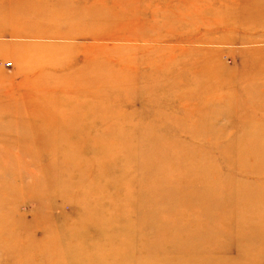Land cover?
Segmentation results:
<instances>
[{
    "label": "rangeland",
    "instance_id": "obj_1",
    "mask_svg": "<svg viewBox=\"0 0 264 264\" xmlns=\"http://www.w3.org/2000/svg\"><path fill=\"white\" fill-rule=\"evenodd\" d=\"M0 264H264V0H0Z\"/></svg>",
    "mask_w": 264,
    "mask_h": 264
},
{
    "label": "bare ground",
    "instance_id": "obj_2",
    "mask_svg": "<svg viewBox=\"0 0 264 264\" xmlns=\"http://www.w3.org/2000/svg\"><path fill=\"white\" fill-rule=\"evenodd\" d=\"M98 6V5H97ZM56 7H57V5H56ZM56 7H55V9H56ZM61 7V6H60ZM59 7V8H60ZM32 8V7H31ZM37 8V7H36ZM35 8V11H37V9ZM65 8H67V7H65ZM30 9V8H29ZM33 9V8H32ZM32 9H30V10H32ZM45 9V8H44ZM69 10L71 9L70 7L68 8ZM87 9V8H86ZM39 10V9H38ZM29 11V10H28ZM40 11V10H39ZM68 11V10H67ZM75 11V10H74ZM27 12V11H26ZM33 12V11H32ZM71 12H72V10H71ZM87 12H88V10H87ZM30 13V12H29ZM69 13V12H68ZM68 13L66 14V15H68ZM74 13V12H73ZM17 14V13H16ZM27 14V13H26ZM26 14H25V16H26ZM94 14V13H93ZM11 15H13L12 17H14L15 15H14V13H12ZM70 15V14H69ZM19 16V15H18ZM17 16V17H18ZM65 16V15H64ZM64 16H62V17H64ZM71 16H72V14H71ZM9 17L10 18H12L10 15H9ZM29 17V16H28ZM54 17V16H53ZM60 17V16H59ZM70 17V16H69ZM69 17L68 18H64V19H69ZM75 17V16H74ZM73 17V18H74ZM15 18H16V16H15ZM50 18H52L51 16H50ZM50 18H48V19H50ZM9 19V18H8ZM56 19H58V18H56ZM61 19V18H60ZM12 20V19H11ZM14 20H16V19H14ZM14 20H12V22H14ZM29 20V19H28ZM52 20V19H51ZM54 20V19H53ZM59 20V19H58ZM75 20H76V18H75ZM66 22H70V21H67V20H65ZM7 22H9V20L7 21ZM73 22V21H72ZM97 22V21H96ZM96 22H94V23H96ZM74 23V22H73ZM88 23V22H87ZM107 23V22H106ZM108 23H110V22H108ZM120 23V22H119ZM133 23V22H132ZM123 24V23H122ZM81 25V24H80ZM100 25H102V26H104L103 24H100ZM74 26V25H73ZM123 26H124V24H123ZM120 27H121V25H120ZM101 28V27H100ZM122 28V27H121ZM117 29V28H116ZM31 30V29H30ZM120 30V29H119ZM7 31V30H6ZM12 31H14V30H12ZM26 30H23L22 29V31L21 32H25ZM46 32H47V30H46ZM105 32H107V31H105ZM113 32H115L114 30H113ZM3 33H5V31H3ZM68 33V32H67ZM73 33V32H72ZM101 33H102V31H101ZM123 33V32H122ZM125 33V32H124ZM8 36H9V38H11L13 35V33L10 31V32H7L6 33ZM17 34V33H16ZM92 34H93V32H92ZM104 34V33H103ZM102 34V35H103ZM106 34V33H105ZM109 34V33H108ZM114 34V33H113ZM119 34V33H118ZM27 35V34H26ZM94 35V34H93ZM99 35V34H98ZM112 35V34H111ZM94 36H97L96 34L94 35ZM93 36V37H94ZM133 36H135V34H133V35H128V37L129 38H126V36H125V39L126 40H128V41H130L131 40V38L133 37ZM121 37H123V36H121ZM92 38V37H91ZM109 38V37H108ZM115 38V37H114ZM117 38V37H116ZM134 38V37H133ZM95 39V38H94ZM136 40H138V41H136ZM102 41H105V40H102ZM148 41H150V40H147V39H145V38H143V37H141V35L138 37V38H134L133 40H131L130 42H138V43H147ZM155 42H158L159 41V39L157 40H154ZM122 42H123V40H122ZM125 42V41H124ZM107 43V42H106ZM4 44V43H3ZM105 44V43H104ZM116 44V43H115ZM118 44V43H117ZM121 44V43H120ZM16 45V44H15ZM13 46H14V44H13ZM109 46H110V44H109ZM128 46V45H127ZM1 47H3V46H1ZM96 47H99V46H96ZM118 47H120V46H118ZM123 47V46H122ZM125 47V46H124ZM131 47V46H130ZM129 46L127 47V49L128 48H130ZM145 47V46H144ZM111 48V47H110ZM132 48H133V46H132ZM139 48H141V47H139ZM138 48V49H139ZM121 49H123V48H121ZM126 49V50H127ZM136 49V51H137V48H134V49H132V51L133 50H135ZM117 50V49H116ZM131 50V49H130ZM111 51H112V49H111ZM136 53V52H135ZM139 53V52H138ZM120 59V58H119ZM76 84H78V83H76ZM133 144H135V142L133 143ZM203 181H204V179H203ZM168 182V181H167ZM177 184H179V181H177ZM187 184H189V182L187 183ZM210 183H205L204 185H203V188H207L208 190H210V188H209V185ZM210 186H216V187H218L217 186V184H212V185H210ZM207 191V190H206ZM173 193H175V194H177L178 196H182V198L185 196V195H187V194H190V195H192V192H190L189 190H187V189H185L184 190V188H182V187H179L178 188V190L175 188L174 190H173ZM210 193H211V190H210ZM163 210H165V209H163ZM155 216V215H154ZM156 217V216H155ZM152 220H153V218H151ZM154 222H155V220H154ZM159 223H161L160 222V220H159ZM176 226H178V229H181V225H177V224H175ZM172 233V232H171ZM192 234H193V232H192ZM194 236H197V235H194ZM188 238H190V236L188 237ZM187 237H186V239H188ZM206 238V237H205ZM201 239H203L202 237H201ZM208 239L206 238V240L205 239H203V240H197V241H193V243L195 244V243H198V244H204V245H206V244H208ZM213 244V243H212ZM215 245V244H214ZM189 249V248H188ZM210 249H214V247L212 246V245H210Z\"/></svg>",
    "mask_w": 264,
    "mask_h": 264
}]
</instances>
